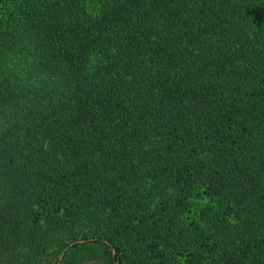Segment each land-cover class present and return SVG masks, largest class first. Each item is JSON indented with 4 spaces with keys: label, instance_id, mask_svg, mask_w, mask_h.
<instances>
[{
    "label": "trees",
    "instance_id": "obj_1",
    "mask_svg": "<svg viewBox=\"0 0 264 264\" xmlns=\"http://www.w3.org/2000/svg\"><path fill=\"white\" fill-rule=\"evenodd\" d=\"M0 264H264V0H0Z\"/></svg>",
    "mask_w": 264,
    "mask_h": 264
},
{
    "label": "water",
    "instance_id": "obj_2",
    "mask_svg": "<svg viewBox=\"0 0 264 264\" xmlns=\"http://www.w3.org/2000/svg\"><path fill=\"white\" fill-rule=\"evenodd\" d=\"M80 243H82V242H80ZM111 252H112V255H114V251L111 250ZM61 259H62V256L59 257V261H61Z\"/></svg>",
    "mask_w": 264,
    "mask_h": 264
}]
</instances>
